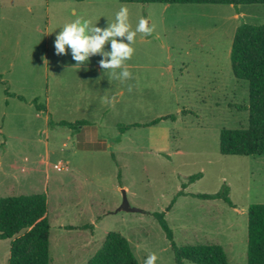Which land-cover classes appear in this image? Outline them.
Segmentation results:
<instances>
[{
	"label": "rangeland",
	"instance_id": "374dc122",
	"mask_svg": "<svg viewBox=\"0 0 264 264\" xmlns=\"http://www.w3.org/2000/svg\"><path fill=\"white\" fill-rule=\"evenodd\" d=\"M58 1L0 0V197L47 194L51 264H87L109 232L127 238L139 264L153 253L157 264H175L155 212L177 246L219 244L228 264H247L248 208L264 204V155L221 154L219 135L248 125V83L234 77L230 50L239 24H264V4ZM121 6L133 30L141 18L153 29L135 43L117 38L134 47L130 78L112 79L100 54L80 70L70 49L56 54L65 23L85 16L105 29ZM134 123L143 125L118 128ZM225 185L233 206L195 196ZM123 190L142 212H116ZM10 242L0 240V264Z\"/></svg>",
	"mask_w": 264,
	"mask_h": 264
},
{
	"label": "trees",
	"instance_id": "16d2710c",
	"mask_svg": "<svg viewBox=\"0 0 264 264\" xmlns=\"http://www.w3.org/2000/svg\"><path fill=\"white\" fill-rule=\"evenodd\" d=\"M83 1V0H76ZM122 3H214V4H264V0H119ZM233 75L248 83V101L243 109L248 111V125L242 128H222L219 135L220 153L224 155H264V24H239L233 36L230 50ZM1 79V76H0ZM7 94L9 92L7 91ZM22 98V97H19ZM37 103V100H34ZM38 110L47 111L45 105ZM154 120L150 124H155ZM61 126L74 127L87 124L84 121L70 123L60 121ZM131 125L120 124V131ZM201 173L189 177L200 178ZM228 187L215 194H195L200 199L222 198L233 206ZM173 199L168 207L173 205ZM157 220L174 253L175 264H228L223 247L219 244H194L177 246L172 229L164 213L152 214ZM80 229L92 228L84 225ZM50 222L46 193L21 194L0 197V240L10 239L7 264H51L49 251ZM247 264H264V204H252L248 208ZM87 264H139L126 237L118 232H109L97 252Z\"/></svg>",
	"mask_w": 264,
	"mask_h": 264
},
{
	"label": "clouds",
	"instance_id": "9594fccd",
	"mask_svg": "<svg viewBox=\"0 0 264 264\" xmlns=\"http://www.w3.org/2000/svg\"><path fill=\"white\" fill-rule=\"evenodd\" d=\"M152 31L145 18H141L133 30L129 9L121 6L115 13L114 20L105 29L97 27L91 18L85 16H77L65 23L56 34L54 46L57 55L67 54L70 49L73 59L77 62L74 68L79 70L92 55L100 54L104 57L100 61L102 69L107 70L112 79L125 80L131 76L126 61L132 57L134 47L117 38L126 37L128 41L135 43L137 33L150 35ZM107 43L111 45L110 52L104 50ZM157 259L155 253L150 254L144 264H157Z\"/></svg>",
	"mask_w": 264,
	"mask_h": 264
},
{
	"label": "water",
	"instance_id": "95a60500",
	"mask_svg": "<svg viewBox=\"0 0 264 264\" xmlns=\"http://www.w3.org/2000/svg\"><path fill=\"white\" fill-rule=\"evenodd\" d=\"M123 201H122V204L120 205V207H118L116 209V212L118 211H126V212H142L141 209L139 208H136V207H132L130 204H129V201L127 199V196H126V193L125 191L123 190Z\"/></svg>",
	"mask_w": 264,
	"mask_h": 264
},
{
	"label": "crops",
	"instance_id": "0c3cea01",
	"mask_svg": "<svg viewBox=\"0 0 264 264\" xmlns=\"http://www.w3.org/2000/svg\"><path fill=\"white\" fill-rule=\"evenodd\" d=\"M67 1H68V0H59L58 2H59V3H62V2L67 3ZM74 1H75V2H82V3L87 2V0H83V1H76V0H74ZM98 3H100V4H104L103 1H101V2L98 1ZM72 11H73V13H76V9H75V8H73ZM62 227L64 228V227H66V226L63 225Z\"/></svg>",
	"mask_w": 264,
	"mask_h": 264
},
{
	"label": "built area",
	"instance_id": "2783aa9c",
	"mask_svg": "<svg viewBox=\"0 0 264 264\" xmlns=\"http://www.w3.org/2000/svg\"><path fill=\"white\" fill-rule=\"evenodd\" d=\"M54 168L57 169L58 171L63 170V169H67V167L63 166L61 163L55 164Z\"/></svg>",
	"mask_w": 264,
	"mask_h": 264
}]
</instances>
